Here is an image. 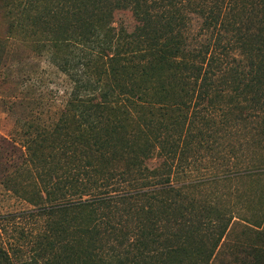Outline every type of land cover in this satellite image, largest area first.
Segmentation results:
<instances>
[{
	"label": "rangeland",
	"instance_id": "1",
	"mask_svg": "<svg viewBox=\"0 0 264 264\" xmlns=\"http://www.w3.org/2000/svg\"><path fill=\"white\" fill-rule=\"evenodd\" d=\"M114 1L101 0L96 6L92 0H84L82 5L80 0H0V246L4 247L13 264L23 261L34 263V236L41 227L42 219L31 220L16 215L21 210L31 208L33 198L35 200L39 195L44 197L48 189L46 183H54V193L61 189V185L65 188L77 187L78 183L73 182L75 178H78L79 185L89 186L98 168L97 182L105 177L109 178V183L117 180L115 170H118L122 159L115 161L116 157L108 153L106 156L110 157V162L100 164L98 152L102 149L98 142L94 143L95 137L92 141L98 159L93 155L96 153L93 152L94 144L91 148V143L82 144L80 138L87 135L84 122L95 119L94 116L98 114L86 92L109 94L112 92L110 88L115 87L114 91L120 93V79L127 78L128 73L119 69L122 75L113 76L112 65L101 64L95 55L96 48H91L89 41L94 37L88 36L86 42V38L81 41L78 36L80 30H87L91 26L96 29L98 26L101 33L97 37L105 43L116 45L118 39L121 43H130L122 49V52L128 51L130 56L136 49L139 27L145 23L135 15L131 5L115 7ZM107 4L112 5L109 13ZM180 9L184 17L180 30L184 39L183 48L187 51L210 41L212 34L202 28L201 15L189 6L183 5ZM100 12L105 20L99 23L95 15ZM240 17L244 20L243 15ZM105 23L107 30L103 32ZM221 36L223 39L230 37L224 32ZM237 61L243 62L238 49H235L230 54L231 63L222 71H216L214 76L218 79L223 75V80L228 82L220 83L211 91L214 104L220 105L225 115L215 109L212 116L204 111L191 116V110L187 107L179 112L180 116L177 115V102L184 98L185 91L179 95L180 91L164 73L155 75L154 80L143 81L137 77L139 72H135L132 75L138 78L137 82L134 79L122 81L127 89L129 85L135 90L136 86L146 87L147 100L152 103L165 101L164 106H170L164 115L154 109L153 116L145 114L148 113L144 108L146 105L128 106L132 119L130 126H136L132 133L135 136L138 132L140 134L137 144L142 146L137 149L148 151L141 168H145L147 173L150 170L154 172L155 168L163 167L160 162L165 159L170 164L173 182L213 174H231L214 183L205 182L191 191L198 199L197 203L212 200V206H217L226 220L229 218L221 239L214 246L210 244L219 235L216 229L217 218L221 216L219 211L205 220L214 233L208 235L207 241L206 227L192 228L188 231L191 234L187 233L185 227H172L170 230L159 228L146 238L139 237L149 242L148 246L144 245L141 256L136 248L127 251L122 247L107 248L110 243H106L104 237L99 241L102 243L88 246L90 234L84 233L83 237L78 234L80 237L74 248L76 259L69 258L66 264H70V261L72 264H100L114 258L123 264H196L198 257H204L203 250L209 255L204 264H264V172L235 175L237 169L264 164V104L260 106L258 115L244 117V97L250 96L253 90L243 89L240 90L241 95L237 93L236 86L243 83V71L247 68ZM261 79L264 82V71ZM160 85L165 86V92L160 91ZM263 85H259L262 88L260 91H264ZM260 102L264 103V96L260 97ZM109 106L113 107L100 113L99 117L103 115L105 120H114L110 118L115 115L113 112L120 114L118 110L111 111L118 105L110 103ZM157 106L161 105L157 104L154 108ZM159 108L164 110L163 106ZM61 117L62 122L59 121ZM147 120L150 121L148 126ZM58 122L59 127L56 128ZM162 124L169 134L168 142L178 146L170 149V153L166 151L165 155L158 154V142L162 139L149 145L153 135L147 131L156 133V127ZM95 131L92 135L103 134ZM115 131L105 140L108 152H112L114 142L121 146L125 138L131 136L121 129ZM167 133L163 127L157 132L160 138ZM66 156L70 161L69 171L60 167ZM85 160L91 161V165L87 166ZM103 171L105 173L100 177ZM73 173L75 178L71 180ZM88 186L85 190L90 191L86 192L92 193L95 188L87 189ZM65 194V199L77 198V194ZM87 211L74 208L68 218L72 224L84 226L83 220L89 214ZM186 236L189 237L184 242ZM168 241L169 244L166 243ZM51 242L44 248L43 256H37V263L46 262V258L57 255L62 257L64 250L71 249L65 241L61 244ZM98 246L102 247L101 250ZM106 254L115 257L105 259ZM96 257L98 261L94 262L92 258ZM55 263L64 264L56 259Z\"/></svg>",
	"mask_w": 264,
	"mask_h": 264
},
{
	"label": "trees",
	"instance_id": "2",
	"mask_svg": "<svg viewBox=\"0 0 264 264\" xmlns=\"http://www.w3.org/2000/svg\"><path fill=\"white\" fill-rule=\"evenodd\" d=\"M82 1L84 0H80L81 5L83 4ZM92 1L96 6H99L98 3L101 2V0ZM119 5H131L135 15L145 23L139 27L136 49L130 53V56L128 51L122 52L124 45L127 46L130 43H121L119 39L116 45L105 43L97 37L101 33L98 26H96V29L91 26L87 30L83 29L78 32L81 41L86 38V42H88V36L94 37L89 41L91 48H96L95 55L101 61V64L109 63V65H112L113 76L122 75L119 69L128 73L127 78L120 79V85L118 86L120 93L114 91L115 87L110 88L112 92L109 94L106 92H86V94H89L91 105L96 108L95 111H98V114L94 116L95 119L84 122L87 135L86 138H80L82 144L91 143L90 147H95L93 152L96 153H93V155L96 158L97 151L94 143L98 142L100 149H102L98 152L99 159L97 158L100 164L110 162V157L106 156L108 153L109 156L116 157L115 161L122 159L121 164L118 165V170H115L117 180L109 183L107 182L109 178L105 177L100 179L98 183L96 178L100 173L98 168L97 175L93 176L89 186L86 184L79 185L78 178L74 177L75 173L71 176V180L75 178L73 182L78 183L77 187L73 185L65 188L61 185V189L57 191L60 194L53 192L54 183H46L45 186L48 189H46L44 197L41 198V195H39L35 200L33 198L30 201L32 207L21 210L16 215L31 220L42 219L41 227L34 236L36 252L32 258L33 264H56L55 259L57 262L62 260L66 264L67 259H76L74 248L77 247L78 237H80L78 234H82V237L84 233L90 234L88 246L101 241L104 237L106 243H110L107 248L122 247L126 251L136 248L138 249L137 253L142 256L144 245L148 246L149 242L146 240V244L145 239H139V237L146 238L149 233L156 229L170 230L172 227L177 229L185 227L187 233L191 234L192 232L188 231L192 228L206 227L204 231L207 233L205 236V241H207L208 235L211 236L213 232L206 225L205 220L210 218L209 215L212 213L218 214L220 211L219 215L221 216L217 218L218 226L216 227L219 235L213 243L210 242L214 246L221 239L227 227L229 218L226 220L222 216L221 210L217 206H212V200L207 199L197 203L198 199L191 191H194L201 184H205V182L214 183L220 178L231 176V174H224V176L213 174L173 182L170 177V164L166 163L165 159L160 162L163 167L160 169L155 168L154 172L150 170L147 173L145 168H141V162L147 158L148 151L137 149L142 146L137 144L140 134L138 132L135 136L132 133L136 130V126H130V120L132 119L128 106L146 105L144 108H147L148 113L145 114L151 116L155 112L154 109L159 110L160 115H164L170 106H164L165 101L152 103V101L147 100L146 87L136 86L137 90H135L129 85L130 88L127 89L126 84L122 81L124 79H134L137 82L138 78L143 81L154 80L155 75L164 73L175 84L176 89L180 91L179 95L185 91L184 98H180L177 102L179 107L177 115H181L179 112L184 107L190 108L191 116L200 115L203 111L212 116L215 109L225 115V110L220 109V105L214 104V97L211 95L213 92L211 93V91L219 87L220 83H228L225 79L223 80V75L218 79L214 76L216 71H222L231 63L230 54L238 49L243 62H237L247 66V68L243 71V83L236 86L238 87L236 91L241 95L240 90H253L250 96L244 97L246 106L243 107V115L244 117L250 114L258 115L264 104L260 102V97L264 96V91H260L262 88L259 87L260 84H264L261 79L262 71H264V0H115L113 2V6L117 7ZM183 5L189 6L190 9L200 14L203 18L202 28L212 34L210 41L200 44L198 48L192 47L187 51L183 48L184 39L180 33L184 22L183 14L180 12ZM111 6L110 4L106 5L108 13ZM250 9H252V12H249ZM103 15L101 12L95 15L99 23L105 20ZM241 15H243L244 20L240 17ZM106 30L105 23L103 32ZM223 32L230 37L225 36L226 39H223L221 36ZM118 37L122 36L118 35ZM131 70L133 72H130ZM135 72H139L138 78L132 75ZM217 80L218 82H216ZM133 84L136 83L133 82ZM88 85L96 91V88H93L91 84ZM241 86L243 87L240 88ZM160 91L165 92L164 85H160ZM110 103L118 105V108L111 111L118 110L120 114L117 115L116 112H113L115 115L109 116L114 120H109V118L105 120L103 115L99 117L100 113H105L108 108L113 107L109 106ZM157 104L161 106L154 108ZM162 106L164 110L159 108ZM220 114L222 115V113ZM262 114L264 115V110ZM88 115L90 114L88 113ZM59 121L62 122V117ZM60 122L56 124V128L59 127ZM149 123L150 121L147 120V126ZM162 127L167 133L163 124L156 127V133L147 130L153 135V138L149 139V145L162 139L158 142L159 155L170 153L174 146L178 147L177 144L174 145L168 142V133V135L160 138L161 136L157 132ZM115 129L129 132L131 136L126 137L121 146L114 142L112 152H108L105 140L112 133H116ZM95 130L103 134L99 136L92 135L96 132ZM94 137L95 142L93 143ZM173 159L176 160L175 157ZM56 163L54 167H56ZM85 163L87 166L91 165L89 160H85ZM69 164L70 161L66 156L60 167L65 171H69ZM133 168H136V170H132ZM256 171L264 172V164L253 168L237 169L235 175L245 176L254 174ZM104 173L105 171L101 173L100 177ZM66 182L69 183L70 181L66 180ZM87 186V189L95 188L92 193L86 192L90 191L85 190ZM57 188L59 189V187ZM186 191L192 194H188ZM67 192L71 193L72 196L77 194V198L65 199V193ZM77 207L89 210L87 211L89 213L87 219L83 220L84 226L80 223L72 224L71 219L68 218L70 211ZM116 215L118 216L117 220ZM187 237L189 236L184 238V242ZM51 241H55L56 244L65 241L71 249L69 251L64 250L62 257L57 255L56 257L46 258V262L37 263V256H43L44 248L50 245ZM169 242L166 243L169 244ZM202 252H205V255H203L204 257H198L196 264H204V261L208 260L209 255L206 251L203 250ZM114 257L115 255L108 256L106 254L105 259ZM92 260L97 262L98 258H92ZM0 264H13V260L2 246H0ZM20 264L27 263L23 261ZM70 264H72L71 261ZM100 264L123 263L114 258Z\"/></svg>",
	"mask_w": 264,
	"mask_h": 264
}]
</instances>
